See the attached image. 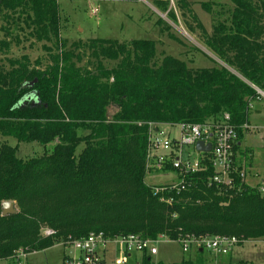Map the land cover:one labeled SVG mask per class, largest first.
Wrapping results in <instances>:
<instances>
[{
  "label": "trees",
  "instance_id": "1",
  "mask_svg": "<svg viewBox=\"0 0 264 264\" xmlns=\"http://www.w3.org/2000/svg\"><path fill=\"white\" fill-rule=\"evenodd\" d=\"M231 2L229 17L217 19L212 34L199 24L222 65L192 69L172 56L159 61L153 40L62 42L57 0H0V21L8 23L1 31L13 38L0 41V56L21 43L19 31L13 35L16 15L27 18L31 37L57 49L46 47L43 70L28 56L0 65V138L52 145L29 160L18 157V147L0 146V261L17 262L20 252H46L92 233L109 240L264 241V194L238 175L234 187L213 183L210 154L206 170L189 175L184 191L156 195L145 181L152 125L217 124L228 114L238 142L244 138L249 105L259 96L252 86L264 92V0ZM155 4L167 10L161 0ZM76 51L89 57L85 65ZM163 171L177 172L169 165ZM4 203L16 204L18 213L3 217ZM43 229L55 234L44 237ZM140 264L165 263L145 252Z\"/></svg>",
  "mask_w": 264,
  "mask_h": 264
},
{
  "label": "rangeland",
  "instance_id": "2",
  "mask_svg": "<svg viewBox=\"0 0 264 264\" xmlns=\"http://www.w3.org/2000/svg\"><path fill=\"white\" fill-rule=\"evenodd\" d=\"M155 1L57 0L60 7L61 41H66L70 45L79 42L86 43L90 39L115 40L120 43L133 40H153L157 44L159 61L164 56H172L185 61L192 69L212 68L215 62L222 65L205 45L199 24L209 34H212L215 21L229 17V13L234 8L231 0H161L167 4L166 11H162ZM15 19L18 22L14 27L13 35H18L19 31L21 43L19 45L13 43L9 51L2 53L0 65H8L6 59L28 56L33 64H39V69H45L50 61V54L46 47L51 48L53 54H56L57 49L51 44L38 42L30 36L31 31L24 23V19H27L25 16L20 18L16 15ZM1 27H8V23L0 21V41H11L13 38H6ZM76 55L82 58V66L89 60L83 51H76ZM253 107H255L254 110L253 108L250 110V114L253 113L251 114V127L257 128L258 126V130L252 131L248 138L254 158L248 161L252 167L250 166L251 172L246 182L249 185L264 187V102L255 103ZM257 107L263 109L261 115L254 114ZM160 128L165 134L171 132L173 138L179 132L176 126L162 125ZM4 143L13 148L18 147V157L23 160L40 157L46 150L52 149V145L45 148L37 143L19 144L12 138H0V146ZM81 150L82 148L79 149ZM186 151L193 153L194 149L187 148ZM238 158L242 161L245 158L242 155V147L239 148ZM145 181L152 189L160 185H172L179 182L176 173L164 171L148 174ZM14 206L16 209V204ZM45 230L43 229V232ZM66 246L59 244L46 252H33L26 257V260H22L21 264H62L64 251H67V254L74 252L67 250ZM114 247L115 245L110 246L112 255H114ZM155 247L159 254L152 256L154 263L172 264L186 258L181 245L176 242L162 240ZM132 255H137L141 260L142 253L133 252ZM200 256L203 264L238 262L264 264V241L242 239L241 244L234 247L229 255L216 256L204 251ZM117 257H120L119 253ZM0 264L18 263L0 261Z\"/></svg>",
  "mask_w": 264,
  "mask_h": 264
},
{
  "label": "built area",
  "instance_id": "3",
  "mask_svg": "<svg viewBox=\"0 0 264 264\" xmlns=\"http://www.w3.org/2000/svg\"><path fill=\"white\" fill-rule=\"evenodd\" d=\"M258 92V97L252 100L249 110L253 108L254 101L264 100V92L252 86ZM162 125L151 126L150 144L148 150V171L163 172L164 168L169 165L177 174L178 183L166 186L153 187L154 193L160 195L168 188L172 191L181 192L187 187L186 178L189 175L202 173L206 170L204 166L205 154H210V162L214 168L215 175L212 182L224 187H234L236 184L235 176L238 175L242 184H246L245 170L235 164V147L238 143L237 129L230 123V116L224 114L221 123H207L202 125H168L178 128V136L172 137L171 132L164 133L161 130ZM242 129H247V124ZM204 142L205 145L211 144L210 153L198 152L196 145ZM187 148H193V153L186 151ZM264 194V189L260 188ZM171 204L172 200H162ZM55 234L52 230H45L44 237H51ZM169 240L161 236L158 240H145L140 236L132 235L128 237L109 240L103 234L92 233L88 237L76 240L70 243L66 249L73 250L68 258V264H105L103 251L111 245H115L117 253L116 264H126L128 256L133 252L148 253L150 256H157L158 249L155 247L160 241ZM170 241V240H169ZM176 242L181 245L184 254L192 252L207 251L216 256L229 255L234 247L241 244V240L236 237L222 236H204L195 237L193 235H180ZM27 255L20 252L17 263L21 264L26 260Z\"/></svg>",
  "mask_w": 264,
  "mask_h": 264
},
{
  "label": "crops",
  "instance_id": "4",
  "mask_svg": "<svg viewBox=\"0 0 264 264\" xmlns=\"http://www.w3.org/2000/svg\"><path fill=\"white\" fill-rule=\"evenodd\" d=\"M259 102H264V100L254 101L253 104L259 103ZM254 108L255 107H253V110H254ZM262 113H263V109L261 107H257L254 114L261 115ZM251 114H253V113H251ZM251 114H250V110H249V117H248V122H247V129H242L243 130V134H244V138H243V140L241 142H238L237 149L235 150V154H234L235 155L234 156V158H235V164L239 168L245 170V173H246V181H247V178H248V174L251 172V169H250V166L251 165L249 164L248 161H249V159H252L253 160V158H254L253 149H251V146L248 144V138H249L250 134L252 133V131L258 130V126H257V128L256 127H254V128L251 127V117H252ZM176 136H178V134ZM240 147H242V155H244V157H245L243 161L238 158V153H239V148ZM166 185H170V184H165V185H160V186H166ZM247 185L249 187H252V188H263L264 189V187H262L261 185H249V184H247ZM114 248H115L114 255H112L110 247L107 250L103 251L102 254H103V257L105 259V264H116L115 261L117 259V251H116V247H114ZM70 255L71 254H67V251H64L63 259H64V257L67 258ZM184 256H186V258H183L178 263H172V264H179L183 260H192L194 262V261H200V259H201V263L200 262H198V263L199 264H203V260H202L201 256H199L197 253L193 254V252H192V253L187 254V255H184ZM141 258H142V255H141ZM126 264H140V259H139V257L137 255L133 256L131 254V255L128 256V261H127Z\"/></svg>",
  "mask_w": 264,
  "mask_h": 264
},
{
  "label": "water",
  "instance_id": "5",
  "mask_svg": "<svg viewBox=\"0 0 264 264\" xmlns=\"http://www.w3.org/2000/svg\"><path fill=\"white\" fill-rule=\"evenodd\" d=\"M196 149L198 152L210 153L212 151V145L211 144L205 145L204 142H199L196 145ZM17 213H18V211L15 209V206L13 203H4L3 204V211H2L3 217L15 215Z\"/></svg>",
  "mask_w": 264,
  "mask_h": 264
}]
</instances>
